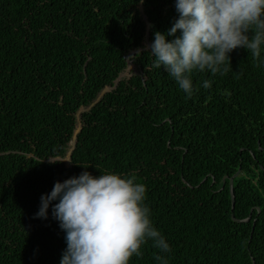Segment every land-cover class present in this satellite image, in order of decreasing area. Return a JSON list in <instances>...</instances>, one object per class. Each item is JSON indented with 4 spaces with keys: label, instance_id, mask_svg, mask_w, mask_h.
<instances>
[{
    "label": "trees",
    "instance_id": "16d2710c",
    "mask_svg": "<svg viewBox=\"0 0 264 264\" xmlns=\"http://www.w3.org/2000/svg\"><path fill=\"white\" fill-rule=\"evenodd\" d=\"M176 18L175 0H0V264H60L65 232L35 213L85 170L147 187L171 252L129 264H264V65L234 49L189 98L146 47Z\"/></svg>",
    "mask_w": 264,
    "mask_h": 264
},
{
    "label": "clouds",
    "instance_id": "9594fccd",
    "mask_svg": "<svg viewBox=\"0 0 264 264\" xmlns=\"http://www.w3.org/2000/svg\"><path fill=\"white\" fill-rule=\"evenodd\" d=\"M175 9L178 18L172 27L165 33L154 31L146 47L154 66L166 70L189 98L198 90L193 75H223L231 68L234 49L250 50L257 66L264 65V0H175ZM202 86L211 88L212 81L205 79ZM146 191L134 176L85 170L56 181L50 193L41 195L35 216L47 219L51 206L52 217L65 232L60 264H129L133 256L143 255L142 245L149 240L161 252H171L153 223ZM156 259L169 264L166 256Z\"/></svg>",
    "mask_w": 264,
    "mask_h": 264
},
{
    "label": "water",
    "instance_id": "95a60500",
    "mask_svg": "<svg viewBox=\"0 0 264 264\" xmlns=\"http://www.w3.org/2000/svg\"><path fill=\"white\" fill-rule=\"evenodd\" d=\"M229 185H230V187L232 185V180L231 179L229 180ZM230 191L232 192V189ZM231 205H233V200L231 201Z\"/></svg>",
    "mask_w": 264,
    "mask_h": 264
},
{
    "label": "rangeland",
    "instance_id": "374dc122",
    "mask_svg": "<svg viewBox=\"0 0 264 264\" xmlns=\"http://www.w3.org/2000/svg\"><path fill=\"white\" fill-rule=\"evenodd\" d=\"M79 129V128H78ZM67 163V160L65 161Z\"/></svg>",
    "mask_w": 264,
    "mask_h": 264
}]
</instances>
